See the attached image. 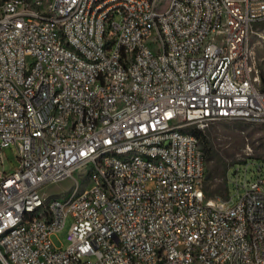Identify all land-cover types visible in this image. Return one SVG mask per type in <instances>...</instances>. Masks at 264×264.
<instances>
[{
	"label": "built area",
	"instance_id": "2783aa9c",
	"mask_svg": "<svg viewBox=\"0 0 264 264\" xmlns=\"http://www.w3.org/2000/svg\"><path fill=\"white\" fill-rule=\"evenodd\" d=\"M162 2L0 0V264H264V165L210 199L192 131L264 123V0Z\"/></svg>",
	"mask_w": 264,
	"mask_h": 264
},
{
	"label": "rangeland",
	"instance_id": "374dc122",
	"mask_svg": "<svg viewBox=\"0 0 264 264\" xmlns=\"http://www.w3.org/2000/svg\"><path fill=\"white\" fill-rule=\"evenodd\" d=\"M168 2L169 0H163L161 5H167ZM251 45L253 55L264 75V23L255 25ZM196 129L203 131L212 143V147L204 151L207 161L204 179L207 197L213 200H227L232 196L228 202L234 203L238 195L244 191L243 187L238 190L235 183L237 166H240L239 180L243 181L246 165L250 174L255 172L257 163L264 165V123L221 119L212 121L204 127L194 125L192 131L195 133ZM201 145L205 150L203 143ZM17 155L18 150L15 144L2 149L3 162L0 158V173L13 171L18 163ZM75 175L78 176L77 173ZM73 181L70 178L49 184L43 189V192L61 195L71 187ZM227 190L230 191V196H228ZM71 222L72 219L69 218L66 225L52 235L56 246L67 245L66 236Z\"/></svg>",
	"mask_w": 264,
	"mask_h": 264
},
{
	"label": "trees",
	"instance_id": "16d2710c",
	"mask_svg": "<svg viewBox=\"0 0 264 264\" xmlns=\"http://www.w3.org/2000/svg\"><path fill=\"white\" fill-rule=\"evenodd\" d=\"M195 134L198 136V138L200 140V143H203L204 149H205L204 151H207V150H209L210 147H212V143H211L210 139L206 137V135L204 134L203 131H201L199 129L198 130L196 129L195 130ZM228 169H229V167L226 169L227 172H228ZM227 193H228V196H229L230 191L227 190Z\"/></svg>",
	"mask_w": 264,
	"mask_h": 264
},
{
	"label": "water",
	"instance_id": "95a60500",
	"mask_svg": "<svg viewBox=\"0 0 264 264\" xmlns=\"http://www.w3.org/2000/svg\"><path fill=\"white\" fill-rule=\"evenodd\" d=\"M263 81H264V77H263Z\"/></svg>",
	"mask_w": 264,
	"mask_h": 264
}]
</instances>
